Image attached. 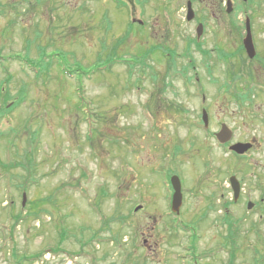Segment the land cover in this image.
Wrapping results in <instances>:
<instances>
[{
  "label": "rangeland",
  "instance_id": "rangeland-1",
  "mask_svg": "<svg viewBox=\"0 0 264 264\" xmlns=\"http://www.w3.org/2000/svg\"><path fill=\"white\" fill-rule=\"evenodd\" d=\"M188 1L0 0V264H264V88L218 61L264 0H194L200 39Z\"/></svg>",
  "mask_w": 264,
  "mask_h": 264
},
{
  "label": "flooded vegetation",
  "instance_id": "flooded-vegetation-1",
  "mask_svg": "<svg viewBox=\"0 0 264 264\" xmlns=\"http://www.w3.org/2000/svg\"><path fill=\"white\" fill-rule=\"evenodd\" d=\"M231 1V0H229ZM248 0H243V2H247ZM135 2V0H134ZM132 3V5L134 4ZM192 4L193 11L195 13L194 19L191 21V23L196 22L198 24L197 28L200 26L203 27V35L206 31V23L204 20H201L198 18L197 13L194 9V0H189ZM251 6V5H250ZM260 7V6H259ZM233 8V5H232ZM228 0H227V12H228ZM252 13V10H250ZM248 20L250 22V28H251V34L253 38V44H254V49H255V56L253 58H250L248 51L245 47L244 41L247 37L248 34ZM138 24L142 25V21H138ZM242 26L243 31H241V36H240V42L238 46L234 50H229L228 46L226 43H222L223 49L226 51L225 54H223L222 58L219 61L220 65L223 67V71L227 73L228 71H231V73L234 75L233 78H231V81L234 80V78L239 74L240 76L243 75V73L247 76H245L246 79L250 80V83H252V87L255 89H259L260 87L264 88V41L259 40L256 37V27H255V21L254 18L251 15H247L246 20H245V26L243 27L242 24H239ZM225 32V31H224ZM196 33H198V29H196ZM198 38V36H197ZM200 39V38H198ZM196 48L201 49V44L195 43ZM246 57L249 59V62L251 65L250 67H245L242 65V63L245 61L247 62ZM238 78V76H237ZM225 84L228 86L227 82ZM232 84V82H230ZM224 124L221 125V127ZM216 135V133H214ZM242 194V193H241ZM234 203H237V201H234ZM249 203V201H248ZM248 203H247V209H248ZM254 203V202H253ZM255 206V203L253 204V208ZM226 210L228 207H225ZM252 208V209H253ZM251 209V210H252ZM232 216H230V213L226 211V214L224 216V222L225 224L229 225L230 230L233 229L232 227ZM235 224V223H234ZM233 224V225H234Z\"/></svg>",
  "mask_w": 264,
  "mask_h": 264
},
{
  "label": "water",
  "instance_id": "water-1",
  "mask_svg": "<svg viewBox=\"0 0 264 264\" xmlns=\"http://www.w3.org/2000/svg\"><path fill=\"white\" fill-rule=\"evenodd\" d=\"M129 2H133L134 0H127ZM188 14H187V20L192 21L195 17V13L192 8L191 2L188 3ZM228 10H231L232 8V2L228 1ZM248 34L244 41L245 47L248 51V54L250 58H253L255 56V49L253 44V38L251 34V28H250V22L248 20ZM203 33V27L200 26L198 28V36L201 37ZM203 122L206 127L209 125V117L206 110H203ZM233 137V133L226 125L222 126V129L219 133L216 134V138L219 141L220 144L225 145L228 144ZM253 148V145L251 143H235L232 146H230V151L236 153L237 155H244L248 153ZM172 188H173V197H172V211L176 214L180 213L182 204H183V193H182V183L181 179L178 175H173L170 179ZM231 186L234 192L235 200L237 201L240 197V191H241V184L236 178V176H232L230 178ZM26 195H24V203L25 204ZM253 204L250 202L248 205V209H252ZM141 206L136 208V211L140 210Z\"/></svg>",
  "mask_w": 264,
  "mask_h": 264
},
{
  "label": "trees",
  "instance_id": "trees-1",
  "mask_svg": "<svg viewBox=\"0 0 264 264\" xmlns=\"http://www.w3.org/2000/svg\"><path fill=\"white\" fill-rule=\"evenodd\" d=\"M41 73H42V71L39 72V74H41ZM64 73L66 74L67 72L64 71ZM39 74H38V75H39ZM16 106H17V104H14L13 107H11V108H15ZM11 108H10V109H11Z\"/></svg>",
  "mask_w": 264,
  "mask_h": 264
}]
</instances>
